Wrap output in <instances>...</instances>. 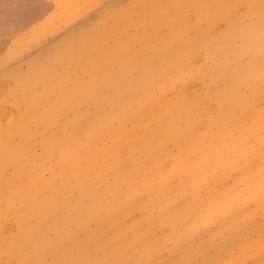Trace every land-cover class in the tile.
<instances>
[{"label":"rangeland","instance_id":"374dc122","mask_svg":"<svg viewBox=\"0 0 264 264\" xmlns=\"http://www.w3.org/2000/svg\"><path fill=\"white\" fill-rule=\"evenodd\" d=\"M0 264H264V0H0Z\"/></svg>","mask_w":264,"mask_h":264},{"label":"crops","instance_id":"0c3cea01","mask_svg":"<svg viewBox=\"0 0 264 264\" xmlns=\"http://www.w3.org/2000/svg\"><path fill=\"white\" fill-rule=\"evenodd\" d=\"M50 13H52V12H50ZM44 23V22H43ZM34 24V23H33ZM18 41V39H13V40H11L10 42H17ZM10 42H9V45H10Z\"/></svg>","mask_w":264,"mask_h":264}]
</instances>
